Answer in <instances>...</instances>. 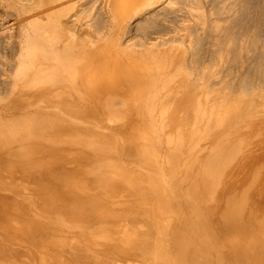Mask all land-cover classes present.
<instances>
[{"label": "bare ground", "instance_id": "obj_1", "mask_svg": "<svg viewBox=\"0 0 264 264\" xmlns=\"http://www.w3.org/2000/svg\"><path fill=\"white\" fill-rule=\"evenodd\" d=\"M253 7L0 0V264H264Z\"/></svg>", "mask_w": 264, "mask_h": 264}, {"label": "rangeland", "instance_id": "obj_2", "mask_svg": "<svg viewBox=\"0 0 264 264\" xmlns=\"http://www.w3.org/2000/svg\"><path fill=\"white\" fill-rule=\"evenodd\" d=\"M227 1H228V0H227ZM242 1H243V2L245 1V3L248 2V3H251L252 5H254V7H253V8H254V9H253V10H254V16H253V17H254V19H255V23H254V22H253V23L256 25V23L259 21L260 23L258 22L257 25H258V26H259V24L262 25L261 27L259 26L260 29L258 28V32H259L258 35H260V37H261L262 40H263V38H264V36H263V35H264V30H263V29H264V25H263L264 22H263V20H264V19H262V18H264V16H263V15H264V13H263V12H264V8H263L262 6H263L264 2H262V1H264V0H254V1H253V0H242ZM246 1H247V2H246ZM255 1H256V2H255ZM257 1H258V2H257ZM253 2H254V3H253ZM256 3H257V5H256ZM260 4H261V5H260ZM258 5H259V7H257ZM173 6L176 7L177 5H173ZM255 7H257V8L255 9ZM260 8H261V9H260ZM257 9L260 10V11H258ZM255 10L258 11V12H256ZM261 11H263V12H262L263 15H262V13H261V15H260L259 12H261ZM166 13L169 14V15H171L170 12H166ZM177 13L180 14L181 12H178V11H177ZM167 14H166V16H163V15H162L161 17H162V18H165V17H167ZM169 15H168V16H169ZM258 15H260V16L262 17V18H261L262 21H261V19L259 18L260 16H258ZM257 16H258V17H257ZM257 19H258V20H257ZM259 19H260V20H259ZM162 20H163V19H162ZM163 22H164V21H163ZM257 25H256V26H257ZM262 27H263V28H262ZM260 31H261L263 34H262ZM166 33H167V32H166ZM156 36H161V35H160V34H157V35L154 34L153 37H156ZM169 36H170V39H171V38L174 36V34H172V33H171V34L168 33V35L164 36L163 38H160L159 40H164L166 37H168V38H166V39H169ZM248 56H249V55H248ZM248 56H247V57H248ZM249 58H250V57H249ZM254 59H255L254 57L251 58V59H248L249 64H253V62L256 60V59H255V60H254ZM257 148H258V147H257ZM258 149H259V148H258ZM258 149H257V150H256V149L254 150V152L256 151V157H258V156L260 155V156H261L260 158H264V155H263L264 152H262V150H263L262 147H260L259 150H258ZM257 151H258V152L260 151V152L258 153ZM263 151H264V150H263ZM254 152H253V154H255ZM257 153L259 154L258 156H257ZM262 153H263V154H262ZM261 154H262V155H261ZM253 156H254V155H253ZM253 158H254V157H253ZM247 173H248V172H247ZM249 174H250V173H248V177H249ZM245 176H247V174H245V175L243 176V179H242V178H241V179H242V180H245V178H244ZM246 178H247V177H246Z\"/></svg>", "mask_w": 264, "mask_h": 264}]
</instances>
